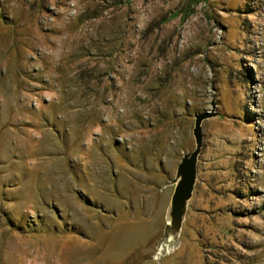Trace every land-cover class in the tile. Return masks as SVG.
<instances>
[{"label":"rangeland","instance_id":"374dc122","mask_svg":"<svg viewBox=\"0 0 264 264\" xmlns=\"http://www.w3.org/2000/svg\"><path fill=\"white\" fill-rule=\"evenodd\" d=\"M0 264H264V0H0Z\"/></svg>","mask_w":264,"mask_h":264},{"label":"water","instance_id":"95a60500","mask_svg":"<svg viewBox=\"0 0 264 264\" xmlns=\"http://www.w3.org/2000/svg\"><path fill=\"white\" fill-rule=\"evenodd\" d=\"M211 113H198L194 115V127L192 134L195 139V149L192 152L183 155L180 163L177 165L176 176L174 180V191L171 197L168 210L169 223L166 226L160 246L168 237H176L180 231L187 202L191 198L196 181V164L202 145V122L211 117Z\"/></svg>","mask_w":264,"mask_h":264}]
</instances>
